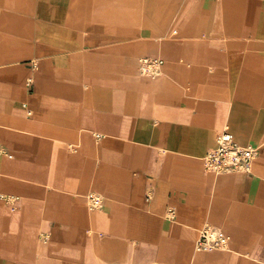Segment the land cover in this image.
<instances>
[{
    "label": "crops",
    "instance_id": "obj_1",
    "mask_svg": "<svg viewBox=\"0 0 264 264\" xmlns=\"http://www.w3.org/2000/svg\"><path fill=\"white\" fill-rule=\"evenodd\" d=\"M0 146V264H264V0H0Z\"/></svg>",
    "mask_w": 264,
    "mask_h": 264
},
{
    "label": "built area",
    "instance_id": "obj_2",
    "mask_svg": "<svg viewBox=\"0 0 264 264\" xmlns=\"http://www.w3.org/2000/svg\"><path fill=\"white\" fill-rule=\"evenodd\" d=\"M163 59L158 57L145 56L140 59L141 75L154 78L161 72ZM6 150L0 146V155ZM257 157V149L253 145L239 144L231 134L225 130L217 136L216 144L209 149L202 157L203 167L207 171L215 173L228 172H249L253 161ZM9 200V199H7ZM94 203L96 198H91ZM171 218H173L171 216ZM222 245V238L211 227L202 229L197 247L200 249H210Z\"/></svg>",
    "mask_w": 264,
    "mask_h": 264
}]
</instances>
